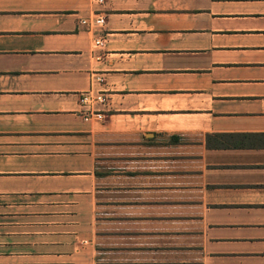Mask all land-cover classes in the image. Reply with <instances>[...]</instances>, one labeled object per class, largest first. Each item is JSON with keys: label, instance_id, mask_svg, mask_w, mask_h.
<instances>
[{"label": "crops", "instance_id": "crops-1", "mask_svg": "<svg viewBox=\"0 0 264 264\" xmlns=\"http://www.w3.org/2000/svg\"><path fill=\"white\" fill-rule=\"evenodd\" d=\"M0 264H264V0H0Z\"/></svg>", "mask_w": 264, "mask_h": 264}, {"label": "built area", "instance_id": "built-area-1", "mask_svg": "<svg viewBox=\"0 0 264 264\" xmlns=\"http://www.w3.org/2000/svg\"><path fill=\"white\" fill-rule=\"evenodd\" d=\"M105 18L101 15H95L91 18H87V19H82L80 20V24L88 26L90 29L95 30V29H100L102 27H104L105 25ZM104 43V39L99 37L96 39V44L98 46H102ZM82 102L84 104H88V105H93L95 103H101L104 102V99L101 96H83L82 98Z\"/></svg>", "mask_w": 264, "mask_h": 264}]
</instances>
